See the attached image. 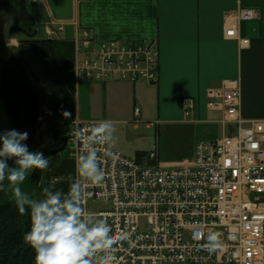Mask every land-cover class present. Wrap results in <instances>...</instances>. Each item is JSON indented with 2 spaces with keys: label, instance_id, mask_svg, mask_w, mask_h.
Wrapping results in <instances>:
<instances>
[{
  "label": "built area",
  "instance_id": "1",
  "mask_svg": "<svg viewBox=\"0 0 264 264\" xmlns=\"http://www.w3.org/2000/svg\"><path fill=\"white\" fill-rule=\"evenodd\" d=\"M252 18L251 11L240 12L227 22L225 37L247 45L248 40L238 38L237 22ZM44 29L49 37L62 31L49 24ZM76 45L82 55L75 65L78 81L158 82L155 43L97 44L83 32ZM207 98L208 109L222 113L219 123L234 124L238 130L234 136L224 133L199 142L190 165L163 166L155 151L133 160L109 143L99 145L105 181L85 190L83 207L102 203L107 207L97 214L129 233L118 249L117 264H264V119L241 116L239 79L208 90ZM195 105L192 98L181 101L185 112ZM97 123L73 122L68 135L76 158L82 145L75 133ZM209 232L218 233L221 241L213 251L206 247ZM91 259L98 264V255Z\"/></svg>",
  "mask_w": 264,
  "mask_h": 264
},
{
  "label": "crops",
  "instance_id": "2",
  "mask_svg": "<svg viewBox=\"0 0 264 264\" xmlns=\"http://www.w3.org/2000/svg\"><path fill=\"white\" fill-rule=\"evenodd\" d=\"M35 6L42 24L63 27L60 40L74 42L87 31L96 43L146 41L159 47L158 85L79 82L76 120L99 122L109 117L122 124L137 117L139 102L149 114L155 101L159 118L181 121L191 115L195 124L220 126L217 120L221 113L207 108L206 93L229 79L240 80L242 117L264 119V0H40ZM243 11L253 14L251 21L237 22L239 37L249 40L247 46L225 38L226 25ZM185 97L197 101L195 112L187 116L179 104ZM47 127L49 131L48 118ZM74 155L75 145L69 141L65 150L49 156L50 166L42 170L45 184L51 182L67 191V177L75 170ZM22 189L33 198L43 194L42 185L33 182L32 174ZM0 201L15 204L14 194L0 192Z\"/></svg>",
  "mask_w": 264,
  "mask_h": 264
},
{
  "label": "clouds",
  "instance_id": "3",
  "mask_svg": "<svg viewBox=\"0 0 264 264\" xmlns=\"http://www.w3.org/2000/svg\"><path fill=\"white\" fill-rule=\"evenodd\" d=\"M70 115L64 112L65 117ZM114 127L115 121L103 119L90 128L79 129L75 135L82 147L74 174L67 177V191L51 182L45 184L41 176L38 183L43 194L38 198L25 192L22 184L36 170L48 169L49 158L41 150H30L27 131H0V192L10 190L19 212L30 215L24 241L35 253V264H93L91 258L97 255L98 264H117L118 249L121 242L129 240V233L118 225L113 228L106 218L83 207L85 190L105 181L99 145L113 140ZM220 243L218 233H208L209 251Z\"/></svg>",
  "mask_w": 264,
  "mask_h": 264
},
{
  "label": "trees",
  "instance_id": "4",
  "mask_svg": "<svg viewBox=\"0 0 264 264\" xmlns=\"http://www.w3.org/2000/svg\"><path fill=\"white\" fill-rule=\"evenodd\" d=\"M10 4L18 8L21 20L19 25L12 26L10 35H21L19 48L35 57L47 77L49 136L38 150L49 157L65 150L76 117L75 45L65 40L38 38L36 21L28 11L27 0H0V8ZM65 111L71 115L65 117ZM41 176L42 170H36L32 174L33 182L40 185ZM29 229L28 213L21 214L15 204L0 201V264H34L35 253L24 241Z\"/></svg>",
  "mask_w": 264,
  "mask_h": 264
},
{
  "label": "rangeland",
  "instance_id": "5",
  "mask_svg": "<svg viewBox=\"0 0 264 264\" xmlns=\"http://www.w3.org/2000/svg\"><path fill=\"white\" fill-rule=\"evenodd\" d=\"M28 11L35 15L36 30L38 38H45L44 24L36 15V6L28 3ZM0 15L7 20L6 36L7 43L17 56L25 63L32 79L38 86L42 96V110L39 123V141L42 146L48 138L47 118L49 115L50 95L47 83V77L44 74L42 66L31 54L19 48L21 35H10V29L13 25L20 24V14L16 6L10 4L0 8ZM42 24V25H41ZM44 35V36H43ZM149 114L142 102L136 105V109L142 112L140 120L137 117H131L129 121L118 124L115 123L113 131V140L111 141L119 148L125 156L136 160L138 153L150 152L157 149L159 153L160 164L170 168L190 165L193 161V147L201 141L215 140L222 137V126L213 124H195L192 116L188 115L183 120L170 118H159L156 115V102L150 105ZM102 112V110L100 109ZM104 119H110L104 117ZM138 120V121H137ZM185 120V121H184ZM191 122V123H188ZM151 128H147V125ZM138 125V126H135ZM228 127V129H227ZM226 131L236 133L234 125H227ZM110 142V143H111ZM40 145L33 151L39 149ZM102 203H90L87 211L97 213L104 209ZM145 221L141 222L144 228Z\"/></svg>",
  "mask_w": 264,
  "mask_h": 264
},
{
  "label": "water",
  "instance_id": "6",
  "mask_svg": "<svg viewBox=\"0 0 264 264\" xmlns=\"http://www.w3.org/2000/svg\"><path fill=\"white\" fill-rule=\"evenodd\" d=\"M7 20L0 15V131H27L32 150L38 141L41 92L25 63L7 43Z\"/></svg>",
  "mask_w": 264,
  "mask_h": 264
}]
</instances>
